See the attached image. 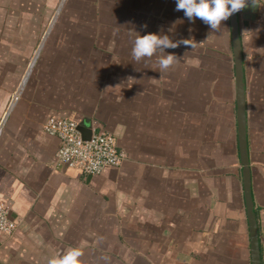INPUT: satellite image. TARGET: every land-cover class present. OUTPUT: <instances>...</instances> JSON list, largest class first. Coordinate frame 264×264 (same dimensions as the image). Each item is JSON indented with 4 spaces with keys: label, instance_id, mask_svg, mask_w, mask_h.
Instances as JSON below:
<instances>
[{
    "label": "crops",
    "instance_id": "1",
    "mask_svg": "<svg viewBox=\"0 0 264 264\" xmlns=\"http://www.w3.org/2000/svg\"><path fill=\"white\" fill-rule=\"evenodd\" d=\"M64 1L0 0V200L17 223L0 231V264L73 248L78 264H251L230 18L212 32L175 0ZM241 17L264 264V143L251 132L264 117V7ZM161 31L189 44L165 50L178 59L162 74L157 54L131 56L136 36ZM50 116L114 135L121 165L86 175L61 164Z\"/></svg>",
    "mask_w": 264,
    "mask_h": 264
},
{
    "label": "built area",
    "instance_id": "2",
    "mask_svg": "<svg viewBox=\"0 0 264 264\" xmlns=\"http://www.w3.org/2000/svg\"><path fill=\"white\" fill-rule=\"evenodd\" d=\"M14 95L13 103L18 100ZM44 131L60 140L57 159L64 166L80 169L86 175H99L105 169L119 167L123 154L119 151L114 135L91 128L89 137H84L79 121L74 116H50L43 125ZM17 223L11 219L9 207L0 200V231L12 234Z\"/></svg>",
    "mask_w": 264,
    "mask_h": 264
},
{
    "label": "clouds",
    "instance_id": "3",
    "mask_svg": "<svg viewBox=\"0 0 264 264\" xmlns=\"http://www.w3.org/2000/svg\"><path fill=\"white\" fill-rule=\"evenodd\" d=\"M257 6L262 7L260 0H175L176 11L183 10V15L189 22H194L196 19L201 20L212 32L218 31L223 22L234 13L245 7L255 9ZM174 28L175 22L168 29V32H173ZM180 44L189 45L187 39H170L169 35L164 34L163 31L138 35L134 39L131 56L135 61H140L157 54V62L162 74L178 59L174 53H167L165 50L175 49ZM191 47L194 46L191 45ZM80 256L81 252L77 248H73L66 251L58 259H50L48 264H78Z\"/></svg>",
    "mask_w": 264,
    "mask_h": 264
},
{
    "label": "water",
    "instance_id": "4",
    "mask_svg": "<svg viewBox=\"0 0 264 264\" xmlns=\"http://www.w3.org/2000/svg\"><path fill=\"white\" fill-rule=\"evenodd\" d=\"M264 7V0H260ZM260 6L256 7V10ZM254 10L251 7H245L237 13H234L230 18L232 50L234 57L235 68V91H236V116H237V137L240 162L242 165V181L244 188V198L246 205L247 220L250 236V252L251 264H261V249L259 240L258 221L255 211V203L252 191V174L250 166V156L248 148V123H247V94H246V79L244 70V58L241 39V27L247 31L249 27V18L254 20L255 15H249L247 19L242 20L241 15ZM83 136L89 137L91 128L80 127Z\"/></svg>",
    "mask_w": 264,
    "mask_h": 264
},
{
    "label": "rangeland",
    "instance_id": "5",
    "mask_svg": "<svg viewBox=\"0 0 264 264\" xmlns=\"http://www.w3.org/2000/svg\"><path fill=\"white\" fill-rule=\"evenodd\" d=\"M73 1L74 0H65L62 11H70V10H73L74 8H77L78 6H76L75 4H73ZM82 5L85 6L86 3H83ZM85 10H88V9H85ZM89 10H91V9H89ZM261 88L262 87L259 86L260 91H261ZM253 98L255 99V97H253ZM257 98L258 99H263L262 97L259 98L258 95L256 96V101H257L256 104H257V107L264 106V101L258 100ZM251 99H252V97H251ZM257 109L259 110L260 108H257ZM263 118L264 117H262V116H255V118H252L253 121H252V124H251L252 125V131L251 132L253 133L252 139H254V143H260V144L264 143ZM225 143H227V141ZM260 146L262 147V145H260Z\"/></svg>",
    "mask_w": 264,
    "mask_h": 264
}]
</instances>
